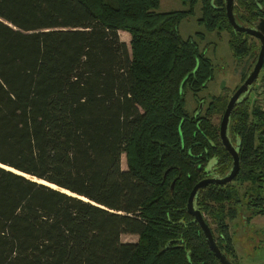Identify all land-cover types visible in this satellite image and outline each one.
Segmentation results:
<instances>
[{
	"label": "trees",
	"instance_id": "16d2710c",
	"mask_svg": "<svg viewBox=\"0 0 264 264\" xmlns=\"http://www.w3.org/2000/svg\"><path fill=\"white\" fill-rule=\"evenodd\" d=\"M182 2L160 12L161 0H0V264H223L187 203L199 181L233 168L215 122L229 96L186 108V91L197 96L214 65L179 26L201 2L199 20L230 32L236 59L255 61L259 48L231 25L226 0ZM234 14L254 26L264 0H235ZM255 90L229 121L237 176L200 188L194 202L229 259L240 208L248 220L264 214Z\"/></svg>",
	"mask_w": 264,
	"mask_h": 264
},
{
	"label": "rangeland",
	"instance_id": "374dc122",
	"mask_svg": "<svg viewBox=\"0 0 264 264\" xmlns=\"http://www.w3.org/2000/svg\"><path fill=\"white\" fill-rule=\"evenodd\" d=\"M186 7L182 0H161L158 11L182 10L186 9ZM201 16V2H199L195 13L185 17L179 26L181 35L185 38L193 36L198 41L200 50L211 58L214 65L213 78L207 82V86L199 91L197 96L190 89L186 91L185 106L191 112L197 107H199L200 111H204L209 100L214 95L218 96L220 93H226L230 98L234 91L243 83L242 72L245 70V63L252 61V70L258 59L261 47V41L256 38L259 50L255 61L253 58H247L242 61L236 59L229 45L230 32L220 29L208 31L205 23L199 20ZM200 32L203 34H200ZM119 34L121 40L125 41L130 48V34L126 31H120ZM251 70H249V73ZM253 86L256 89L254 93L257 95L259 102L264 105V81L260 76ZM221 120V115L215 117L216 123L220 124ZM212 165L213 161L206 166V170H210ZM122 167L127 169L125 154L122 156ZM248 214V208L242 207L239 215L230 222L235 247V255L230 257V260L234 264H264V214L254 216L252 220L247 219L246 216ZM209 225L213 230L216 227L211 222V219ZM137 240V235L123 236V241L126 242H136Z\"/></svg>",
	"mask_w": 264,
	"mask_h": 264
},
{
	"label": "water",
	"instance_id": "95a60500",
	"mask_svg": "<svg viewBox=\"0 0 264 264\" xmlns=\"http://www.w3.org/2000/svg\"><path fill=\"white\" fill-rule=\"evenodd\" d=\"M226 10L229 22L234 27V29L238 32H246L251 36L258 38L261 41L260 53L258 59L253 67V69L248 74L247 78L243 81V83L234 91V93L229 98L226 109L222 116V120L220 123V135L222 142L226 149L230 152L233 157V168L230 173L223 177H206L199 181L194 188L192 189L190 196L188 198L187 208L189 212L195 216V220L200 224L208 245L210 249L215 253L217 258L223 264H234L222 251V249L217 244L211 226L206 221L204 213L195 207V198L200 188L208 185L209 183L216 184H226L231 182L238 174L240 170V156L238 149L235 145H233L232 141L228 135V126L231 114L236 106V104L241 100L243 94L250 91L253 84L256 82L261 69L264 65V19L259 20L257 24L254 26H246L237 22L235 14H234V0H226ZM174 187V183L172 184V188Z\"/></svg>",
	"mask_w": 264,
	"mask_h": 264
}]
</instances>
